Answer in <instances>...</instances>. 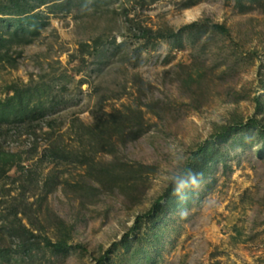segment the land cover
Listing matches in <instances>:
<instances>
[{
    "label": "rangeland",
    "instance_id": "374dc122",
    "mask_svg": "<svg viewBox=\"0 0 264 264\" xmlns=\"http://www.w3.org/2000/svg\"><path fill=\"white\" fill-rule=\"evenodd\" d=\"M39 11L41 36L0 64V99L30 89L45 109L0 128V151L23 158L0 177V264H264V131L253 128L216 140L203 178L133 233L222 127L264 124V0Z\"/></svg>",
    "mask_w": 264,
    "mask_h": 264
},
{
    "label": "trees",
    "instance_id": "16d2710c",
    "mask_svg": "<svg viewBox=\"0 0 264 264\" xmlns=\"http://www.w3.org/2000/svg\"><path fill=\"white\" fill-rule=\"evenodd\" d=\"M72 0H1L0 15L7 16L8 18H0V64L9 61L10 51L15 47H22L31 44L41 36L42 30L48 26L49 19L45 17L44 12L39 11L40 8L46 6L49 10L48 14H57L60 10L67 8ZM214 29L219 33L229 35L230 30L222 25H215ZM149 30H144L142 37L145 38L149 35ZM171 36H175L172 33ZM97 50V47L94 48ZM12 68H16L13 65ZM9 91L13 92L12 96L7 97L5 100L0 99V128L5 124L11 123H26L40 117H45L44 108L32 109L34 100H40L37 94L32 93L30 89L20 90L18 87H10ZM53 126V123L50 124ZM253 128L264 131V124L259 119H251L249 123H239L236 125L224 126L220 131L205 144H203L197 153L192 158V163L185 168L177 177H175L173 184L168 189L166 195L158 202L154 210L145 216H141L138 220L137 227L133 229V233L139 230L140 225L145 219L155 218L161 214L164 202L172 204L180 200L183 196L187 184L191 181L190 177L192 172H202L206 170L200 160L205 159L206 165L212 160V147L215 145L216 140H224L231 135L235 134L241 129ZM91 129V128H90ZM51 147L47 150L49 155L58 157L65 152ZM23 158L19 154L5 153L0 151V177L2 174L10 172L13 168L18 166L22 167ZM179 185H183L179 187ZM175 193V194H174ZM25 231L33 236L32 231L25 228ZM49 245H52L49 242ZM56 250H63L68 246L66 242H60L52 245ZM110 254L100 258L98 264H106L109 260Z\"/></svg>",
    "mask_w": 264,
    "mask_h": 264
},
{
    "label": "clouds",
    "instance_id": "9594fccd",
    "mask_svg": "<svg viewBox=\"0 0 264 264\" xmlns=\"http://www.w3.org/2000/svg\"><path fill=\"white\" fill-rule=\"evenodd\" d=\"M198 177H199V178H203V174H202V173H197V172H192L191 177H190V179H191V183H193V184L198 183ZM182 186H183V185H179L177 191L179 190V187H182ZM174 194H175V193H174ZM178 215H179L181 218H183L184 216L187 215V212H186V210H181V211L178 213Z\"/></svg>",
    "mask_w": 264,
    "mask_h": 264
}]
</instances>
